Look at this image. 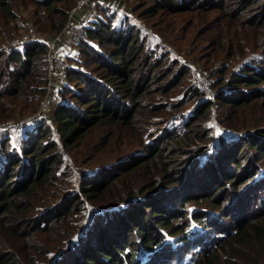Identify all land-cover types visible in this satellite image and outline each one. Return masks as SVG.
<instances>
[{
  "label": "trees",
  "instance_id": "1",
  "mask_svg": "<svg viewBox=\"0 0 264 264\" xmlns=\"http://www.w3.org/2000/svg\"><path fill=\"white\" fill-rule=\"evenodd\" d=\"M34 2L59 33L77 0ZM151 3L146 17L216 10L205 33L216 35L220 52L229 49L246 62L235 70L222 64L221 78L202 86L206 94L196 83L185 88L189 68H179L171 52L150 50L140 25L99 4L51 115L24 123L18 144L7 125L0 129V264H223L235 255L226 246L232 238L252 227L264 239V131L233 138L240 128L218 133L212 114L214 105L226 106L228 115L243 105L264 108V0ZM0 8L17 22L9 0ZM233 28L247 29L239 45L229 42ZM15 33L0 38V124L11 119L20 96L23 108L41 100L48 81V45L11 44ZM177 86L185 88L180 100L170 95ZM95 129L111 151L125 145L122 156L79 171L78 185L66 177L58 182L65 155L74 161L71 148ZM54 184L55 197L48 190ZM87 216L78 231L76 221Z\"/></svg>",
  "mask_w": 264,
  "mask_h": 264
},
{
  "label": "rangeland",
  "instance_id": "2",
  "mask_svg": "<svg viewBox=\"0 0 264 264\" xmlns=\"http://www.w3.org/2000/svg\"><path fill=\"white\" fill-rule=\"evenodd\" d=\"M9 1L12 4L13 10L18 15V19L17 22H8V18L5 16L4 11L0 8V38H2V41L10 37L12 31L16 29V35L14 34L15 36H13V39L10 41L11 44H20L21 39L39 36L49 40L50 46L52 48L50 51L52 57H50V62L48 61V67L50 68L49 74L51 77L46 82V90L44 91L41 100L35 99L32 101L29 107L23 108V106L21 107L20 105L23 104L20 102L22 99L20 96L15 100V102H18V104L13 107L14 109H11V112L8 115L11 116V119L0 124V129L4 125H7L8 129L5 131L9 130L12 134L11 141L15 144H18L20 139L18 134L23 131V124H29L30 121H34L37 117H42V119H45L44 115L50 116L54 106L62 99V95L60 91H58V88L60 87L58 86L63 83L66 77L64 79L61 78L58 81L56 80L58 76L53 73L52 61L53 59L55 61L59 54H62L63 52H66L72 48L76 50V54L74 55L76 57L79 56L80 51L77 44L78 40L73 39L72 37H67L65 33L72 35V29L76 27V24L85 26L90 22V20H92L94 16H98L95 15L98 14L97 10H100L98 5L102 4L103 2L101 0H91L87 4L83 0H77V3H73V7L69 13L71 19L65 23V32L62 34L51 30V28L54 26L52 23L53 21L45 18L47 12L39 9L34 0ZM109 2L111 3L110 7H112L113 10L117 12L118 18H121L123 15L128 20V24L132 22L140 25V30L143 34H145L146 44L149 46L150 50H158L161 53L171 52V57L178 60L179 68H183L184 66L189 68L185 76L187 78L184 80L185 88H187L191 83H196L199 84L203 90L202 94H206L207 89L211 87V80L213 82L214 80L221 78L223 73H219L218 71L222 64H226L228 62L230 70H235L242 67L246 62V60L240 58L238 54H232V51L229 49H223V51L220 52V47L217 49L216 43L212 42V39L216 35L209 37L206 34L208 31V26H210L209 24L213 22L211 20L216 18L218 14L216 10L198 11V9H192L191 11L183 12H169L167 10H162L155 15L146 17V15L143 13L152 5L151 0H109ZM64 6L67 7L66 5ZM77 16H79V18ZM59 17V14H55L56 20H58ZM115 18L113 17L112 20L115 21ZM44 30H46L47 33H44ZM224 31H228L227 26H225ZM246 31L247 29L244 28H233L229 30L228 33L232 34L229 42L232 45H239L241 42L240 39H242ZM238 33H240V35ZM7 43L10 44L9 42ZM69 64H71V60L69 61ZM190 72H192V75ZM207 85H209L207 89L202 87ZM177 87L171 90V93H175L170 95L172 98L174 97L176 100H180L185 88L184 86L181 89ZM255 101L258 103V99H255ZM27 103L28 102L25 101V104ZM36 103L37 106L39 104L38 108H36ZM45 103L47 104V107L45 106ZM213 108L214 110L212 111V114L218 133H221V130H225L227 125L232 128H240L237 130L241 133L234 134L233 138L239 137L238 135L243 134V131L249 130L250 132H254L255 130L261 128V130L264 131V108L255 109L252 107V105H243L237 107L234 111H232L234 113L229 115L227 111H225L226 106L224 105H214ZM190 110L191 109H183V112L190 116ZM41 111L42 113L40 114L39 112ZM34 115L36 117H34ZM230 134L226 136L227 140L233 139L229 137ZM54 135V138L57 139L58 134ZM103 135L104 133L101 130L95 129L92 132L86 133L81 141L76 143L71 148L68 155L76 159L74 161H72V159L68 160L69 158L65 155L66 160H64V164H66L67 167L62 172L60 179L57 180L58 182H62V178L66 177V179L68 178L66 183L72 185V180L75 179L76 184L78 185L81 180L79 177V171L82 173H90V171L95 167L106 165L112 159L122 156L123 152H120V150H124L125 145L116 147L115 151H111V147L109 145H103L101 140ZM256 136L258 139L263 138L261 134H256ZM101 143L102 146L98 148L99 144ZM70 167H73V170L72 172L68 171V174L66 175V171ZM62 185L64 184L62 183ZM201 187L203 186L201 183H199V187H197L199 188V191L202 190ZM55 188L56 184L51 185V187L48 189L50 193H53L54 197L58 194L57 193L55 195L56 191L53 192ZM67 191L68 189H66V192ZM41 194H44V191H42ZM58 197L60 196L58 195L57 198ZM48 198V196H43V199H45L44 201H49ZM203 206L208 208L205 203H203ZM83 218V220L79 219V221H76L75 228L78 231L82 230V225L90 217L87 216ZM225 220L232 223L233 217H229ZM220 225L221 227L224 226L222 223H220ZM262 225L264 226V222ZM247 230L248 231L243 237L242 235L236 239L234 237L230 240V243L226 244L229 251L233 250L235 255L231 256L233 258L231 259V263L224 262L223 264H264V239L255 238L256 231L254 228L251 227ZM177 236H179V234L174 235V238ZM229 257V255H224L222 260H225Z\"/></svg>",
  "mask_w": 264,
  "mask_h": 264
},
{
  "label": "built area",
  "instance_id": "3",
  "mask_svg": "<svg viewBox=\"0 0 264 264\" xmlns=\"http://www.w3.org/2000/svg\"><path fill=\"white\" fill-rule=\"evenodd\" d=\"M84 2H86L87 4L91 1V0H83ZM104 3H110L109 0H101ZM73 16V15H72ZM75 17V16H74ZM71 19V16L69 15V18L67 21H69ZM65 27V26H64ZM63 27V29L59 32L64 34V30L65 28ZM72 35H68L67 33H65V35L67 37H72L73 39H77L78 41L80 40L81 36H82V28L79 24H76V27H74L72 29ZM22 42H27V41H35V42H41V43H46L48 45V54H47V61L50 62V57H52L51 54V46H50V41L42 38V37H30V38H24L21 39ZM53 45V44H52ZM73 49V50H72ZM70 50H67L66 52H63L62 54H59L58 57L55 59H53L52 61V69H53V73L55 75H57L58 77L56 78V80L58 81L61 78H65L66 77V71L69 68L70 64H69V59H71L75 54H76V50L74 48H72ZM54 58V57H53ZM49 68V67H48ZM66 70V71H65ZM50 73V68L48 70V79L51 77ZM60 87V86H58ZM45 106L47 107V104L45 103ZM46 109V108H45ZM40 114L42 113L39 112ZM39 114V115H40ZM35 116V115H34ZM3 125V124H2Z\"/></svg>",
  "mask_w": 264,
  "mask_h": 264
},
{
  "label": "bare ground",
  "instance_id": "4",
  "mask_svg": "<svg viewBox=\"0 0 264 264\" xmlns=\"http://www.w3.org/2000/svg\"><path fill=\"white\" fill-rule=\"evenodd\" d=\"M111 5V3H109ZM84 25H81V28H82V35H83V32H84ZM82 37V36H81ZM75 56H73L72 58H74Z\"/></svg>",
  "mask_w": 264,
  "mask_h": 264
}]
</instances>
